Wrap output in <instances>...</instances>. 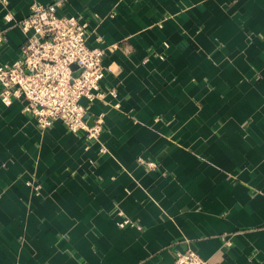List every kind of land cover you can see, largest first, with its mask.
I'll use <instances>...</instances> for the list:
<instances>
[{
	"label": "crops",
	"instance_id": "0c3cea01",
	"mask_svg": "<svg viewBox=\"0 0 264 264\" xmlns=\"http://www.w3.org/2000/svg\"><path fill=\"white\" fill-rule=\"evenodd\" d=\"M52 1L0 0V63L19 57L31 4ZM57 12L104 49L105 96L84 103L101 133L39 129L19 100L0 101V264H165L188 248L208 264H264V0H65Z\"/></svg>",
	"mask_w": 264,
	"mask_h": 264
},
{
	"label": "built area",
	"instance_id": "2783aa9c",
	"mask_svg": "<svg viewBox=\"0 0 264 264\" xmlns=\"http://www.w3.org/2000/svg\"><path fill=\"white\" fill-rule=\"evenodd\" d=\"M65 0L47 4L33 3L29 13L17 24L25 34L20 55L12 62L0 63V101L8 106L21 102V112L34 119L39 129L59 120L68 131L81 133L86 142L98 139L102 115L88 123L86 103L103 99L100 88L105 67L104 49L87 45L88 25L73 15H61L57 9ZM5 21H10L8 14ZM0 34V43L2 42ZM96 41L100 37L96 36ZM115 96L113 89L107 91ZM149 167L151 161L138 158ZM118 224L133 225L122 218ZM165 264H208L194 249L175 251L173 260Z\"/></svg>",
	"mask_w": 264,
	"mask_h": 264
},
{
	"label": "water",
	"instance_id": "95a60500",
	"mask_svg": "<svg viewBox=\"0 0 264 264\" xmlns=\"http://www.w3.org/2000/svg\"><path fill=\"white\" fill-rule=\"evenodd\" d=\"M85 117L88 118L87 120H88V123H89L90 125L93 123V120H94V118H95V117H89V115H88L87 113H86Z\"/></svg>",
	"mask_w": 264,
	"mask_h": 264
}]
</instances>
